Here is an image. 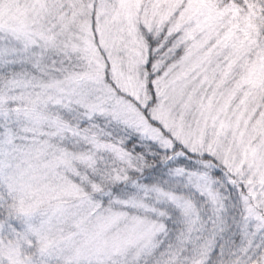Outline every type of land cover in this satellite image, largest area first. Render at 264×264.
<instances>
[{
	"label": "snow or ice",
	"instance_id": "snow-or-ice-1",
	"mask_svg": "<svg viewBox=\"0 0 264 264\" xmlns=\"http://www.w3.org/2000/svg\"><path fill=\"white\" fill-rule=\"evenodd\" d=\"M0 264H264V0H0Z\"/></svg>",
	"mask_w": 264,
	"mask_h": 264
}]
</instances>
